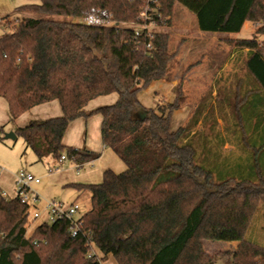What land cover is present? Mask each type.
<instances>
[{"label":"trees","instance_id":"16d2710c","mask_svg":"<svg viewBox=\"0 0 264 264\" xmlns=\"http://www.w3.org/2000/svg\"><path fill=\"white\" fill-rule=\"evenodd\" d=\"M19 9L39 16L24 18L0 37V98L7 101L11 122L36 106L57 101L63 116L32 121L17 128L38 161L52 157L80 166L100 154L67 147L64 137L80 119L101 117V139L125 164L126 170L103 174L100 184H71L83 215L78 237L68 220L42 223L28 236L29 209L18 197L0 192V264H102L112 256L118 264H264V246L250 237L264 210V42L239 40L247 50L248 73L243 127L227 128L237 149L222 154L226 139L216 137L214 151L199 162L194 138L204 125L173 128L182 108L179 81L168 106L145 108L138 95L166 80L178 63L180 47L156 32L135 37L130 27H92L81 23L93 10H105L119 24H135L152 0H38ZM166 26L182 5L204 33L238 34L246 23L261 24L264 0H156ZM162 26V25H160ZM117 94L109 106L87 111L97 98ZM234 104V103H232ZM236 119V116H235ZM218 120L216 125H218ZM244 131V132H243ZM225 144V145H224ZM238 242L236 252L209 254L206 243ZM90 244L103 258L88 257Z\"/></svg>","mask_w":264,"mask_h":264},{"label":"rangeland","instance_id":"374dc122","mask_svg":"<svg viewBox=\"0 0 264 264\" xmlns=\"http://www.w3.org/2000/svg\"><path fill=\"white\" fill-rule=\"evenodd\" d=\"M37 3H39L38 0H0V20H3L0 23V37L11 32L14 24L24 18L68 20L58 16H39L19 9L24 5ZM127 27L132 28L134 25L128 24ZM261 27V24L249 22L238 34L204 33L199 30L194 15L177 3L171 24L153 28L155 33L163 32L170 36L173 49H177L181 45L180 55L178 63L169 73L168 78L155 82L149 88L142 90L138 98L147 109L157 108L160 105L168 106L175 100V87L179 81L182 82L179 90L183 93L184 101L182 108L173 116V128L176 129L184 125L191 128L196 120L203 115L205 123L197 127L198 135L194 138L200 163L203 158L211 155L214 151L215 140L219 133L226 139V145L224 144V148H221L222 154H227L231 150L240 153L237 149V141L227 132V128L232 130L235 129V126L243 127L248 105L246 104L247 98L237 104L239 97L242 98L246 91L248 81L245 66L247 50L239 51L237 42L239 40L264 42V35L258 33ZM117 99V94L97 98L89 103L88 111L112 105ZM96 118L98 116H93L90 120L93 121ZM10 120L8 103L5 99L0 98V192L5 193L8 200L14 198L17 195L16 179L21 171L41 180V184L30 186L31 207L27 225L30 237L36 227L48 221V204L54 201L65 206L71 205L76 192L69 183L74 182L80 174L93 168L97 169L98 164L96 161L93 165L87 164L78 172L69 160L64 164L56 162L53 158L40 162L21 137H17L15 140L6 138L8 133H12L10 132L12 129H17L19 126L18 123ZM217 120L218 125H216ZM88 127L91 128L93 125L87 126V129H89ZM77 130L74 128L70 131L68 146L76 137ZM85 130H83L84 133ZM115 158L122 166L123 163L118 157L115 156ZM65 169H69V171L64 172ZM121 172H117V174ZM102 175L99 183L103 181ZM35 197L37 200L34 202ZM80 202L82 212L85 213L90 207V199L85 196L81 198ZM35 213L40 214V217L34 219ZM250 237L259 245L264 246V210L256 219ZM205 247L210 254L212 243L207 242ZM226 260L219 258L216 264H228ZM111 263L117 264L113 257L104 262V264Z\"/></svg>","mask_w":264,"mask_h":264},{"label":"crops","instance_id":"0c3cea01","mask_svg":"<svg viewBox=\"0 0 264 264\" xmlns=\"http://www.w3.org/2000/svg\"><path fill=\"white\" fill-rule=\"evenodd\" d=\"M247 24L248 23H246V25ZM56 102L57 101H54V102L52 101V102H49L46 104L36 106L33 109H31L30 111L21 115L17 120H15L14 123L19 124V126L17 128H23V127H26L32 121H43V120H47V119H51V118L62 117L63 116L62 108L58 102H57L58 104H54ZM88 106L86 108L87 111H88ZM98 108H100V107H98ZM98 108H96V109H98ZM96 109H94V110H96ZM95 116H98V115H95ZM101 121H102V119L100 116H98V118H96V120H93V121L90 119L86 120L84 118H80V119L74 121L70 125V127H69V129H68V131L64 137V144H65V146L67 145V147L77 148L80 150H87V151L94 152V153L100 152L99 159L95 160L98 164L97 169L93 168L92 170H90L84 174H80L74 182L69 183L70 185L71 184H86V185L100 184L99 182H100L101 175L104 174L106 171L111 170V171L117 173V172H121V171L124 172L126 170V166L120 160V158L111 149H108L103 145L102 139H101ZM90 125H93V127H91V128L88 127L89 129H87V126H90ZM85 127H86V130H85ZM74 128L78 129L76 132V137L73 139L72 143H70L68 146V143H67L68 137H69L68 135H69L70 131ZM83 130H85V133ZM15 131H16V129H12L10 132L15 133ZM96 142L98 143L97 145H96ZM96 146H97V148H96ZM113 155L118 157V159L123 163L122 166H121V164H118V162L116 160L117 158H115V156H113ZM49 159H52V157H48L45 160L48 161ZM65 161H67V160L60 162V164H64ZM95 161L90 162V163H86V164L80 165V166H78L74 163H73V165L76 167V169L79 172V170H82L87 164L93 165ZM67 171H69V169L64 170V172H67ZM102 177H103V175H102ZM102 180H103V178H102ZM40 184H41V182H40ZM37 185H39V184H37ZM75 192H76L75 199L71 204H73L78 198L79 193L76 190H75ZM2 194L6 198V194L5 193H2ZM14 198H10V199H14ZM238 246H239L238 242L212 243V248H211L210 254L220 253V252H233L234 253L237 251ZM94 251H95V255L98 258H100V259L103 258V254L96 247L94 248ZM111 257L112 256H107L104 259L102 264H104V262L109 261V259ZM225 259H227L226 262L228 264L233 263L231 258H225ZM114 261H116V260L114 259ZM116 263H117V261H116Z\"/></svg>","mask_w":264,"mask_h":264},{"label":"built area","instance_id":"2783aa9c","mask_svg":"<svg viewBox=\"0 0 264 264\" xmlns=\"http://www.w3.org/2000/svg\"><path fill=\"white\" fill-rule=\"evenodd\" d=\"M154 5H148L141 13L139 20L132 27L135 31V37L140 38L143 35L149 39V43L147 44L148 49H152L151 41L154 39L155 31L153 28L166 26L165 20L163 19V15L158 11V5L156 0H152ZM3 20H0V23ZM81 23L92 26V27H127L128 24H119L115 22L112 18V15L105 10H93V12L84 18H82ZM162 25V26H160ZM66 160L65 156H63L60 162ZM41 180L39 178H35L31 174L26 173L25 171H21L16 179V197H18L22 204L28 205L31 207V200L29 198L30 186L32 184H40ZM37 197L33 199L35 202ZM49 218L46 223L54 224L59 220H68L69 233L71 237L76 238L79 236L82 226H83V215L82 207L80 204H71L69 206H65L62 203L50 202L48 204ZM40 214L35 213L34 219L39 218ZM90 251L88 252V257L91 258L95 255L94 244H90Z\"/></svg>","mask_w":264,"mask_h":264},{"label":"water","instance_id":"95a60500","mask_svg":"<svg viewBox=\"0 0 264 264\" xmlns=\"http://www.w3.org/2000/svg\"><path fill=\"white\" fill-rule=\"evenodd\" d=\"M6 138H7V139H13V140H15V139L17 138V135H16L14 132H12V133H8V134L6 135Z\"/></svg>","mask_w":264,"mask_h":264}]
</instances>
